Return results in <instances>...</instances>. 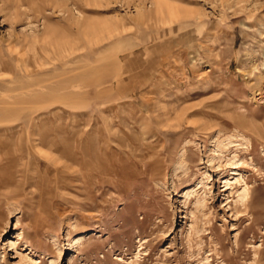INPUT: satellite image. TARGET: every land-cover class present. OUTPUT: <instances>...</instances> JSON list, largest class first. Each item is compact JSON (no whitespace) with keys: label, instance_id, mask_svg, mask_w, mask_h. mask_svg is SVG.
I'll list each match as a JSON object with an SVG mask.
<instances>
[{"label":"rangeland","instance_id":"374dc122","mask_svg":"<svg viewBox=\"0 0 264 264\" xmlns=\"http://www.w3.org/2000/svg\"><path fill=\"white\" fill-rule=\"evenodd\" d=\"M0 264H264V0H0Z\"/></svg>","mask_w":264,"mask_h":264},{"label":"bare ground","instance_id":"6f19581e","mask_svg":"<svg viewBox=\"0 0 264 264\" xmlns=\"http://www.w3.org/2000/svg\"><path fill=\"white\" fill-rule=\"evenodd\" d=\"M152 5H153V7L151 6L152 7L151 9L146 10L145 12L144 11L140 12L137 17H139L140 19H143V18H145L146 15L149 16V15H152V14L155 15V16H162L165 9L168 11V14L173 16L174 11L171 10L169 6L168 7H167V5L165 6L164 3L160 2V1H154V3ZM85 21L86 20H83V22H82V23H85L84 24V28H83L84 29V33L87 36V38H90V39L91 38H95L96 34H99L101 32H107L108 33V32H110L112 30H117L116 29L117 28V24L112 22V21H104L103 23H97L96 25H92V24H88L87 25ZM47 32L48 31H46V33ZM88 33L91 35V37H88ZM228 184H229L228 181H226V185L227 186H228ZM244 192L247 193L246 191H244ZM243 198L244 197H241V199H243ZM78 240H80V239H78Z\"/></svg>","mask_w":264,"mask_h":264}]
</instances>
